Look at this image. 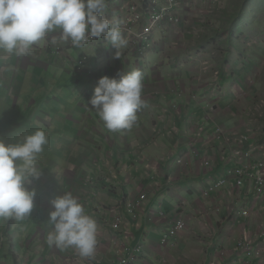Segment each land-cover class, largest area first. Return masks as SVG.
<instances>
[{
  "label": "crops",
  "instance_id": "crops-1",
  "mask_svg": "<svg viewBox=\"0 0 264 264\" xmlns=\"http://www.w3.org/2000/svg\"><path fill=\"white\" fill-rule=\"evenodd\" d=\"M125 1L132 0H106V18L119 22ZM197 5H186V18L191 20L189 7ZM53 35L58 32L34 46L30 56L0 53V92L12 88L14 104H28L29 134L53 131L52 144L37 157L42 174L30 185L36 192L30 216L0 221V264H120L126 245L142 246L133 264H264V199L257 198L251 182L237 187L231 176L238 164L252 167L264 159V138L249 135L240 149L252 155L240 162L235 145L210 135L218 126L228 135L247 133L238 125L244 113L236 104L235 75L216 79L209 69L192 68L193 50L183 43L190 35L166 24L154 32L147 54L126 44L120 58L110 42L76 48L70 42L52 44ZM132 69L143 74L146 106L131 129L110 132L91 109L90 98L99 78H118ZM38 88L45 90L40 96ZM203 124L206 132L196 139ZM218 179L226 185L203 197V187ZM64 192L96 220L91 258L46 243L53 227L51 201ZM141 193L147 199L135 216L125 201ZM177 215L185 219L186 230L162 245ZM117 218L120 227L113 228ZM244 234L251 238V254L237 250Z\"/></svg>",
  "mask_w": 264,
  "mask_h": 264
},
{
  "label": "clouds",
  "instance_id": "clouds-1",
  "mask_svg": "<svg viewBox=\"0 0 264 264\" xmlns=\"http://www.w3.org/2000/svg\"><path fill=\"white\" fill-rule=\"evenodd\" d=\"M105 7L106 0H0V53L30 56L34 46L58 32V36H52V44L70 42L79 48L99 44L85 45L90 39L103 37L117 49L116 57L120 58L119 49L129 43L119 22L106 18ZM151 48L152 40L146 52L139 49L147 54ZM142 90L139 69L118 73V78L105 75L99 78L89 103L108 131L131 129L137 113L146 106ZM46 144L43 129L26 135L22 142L6 144L0 140V217L19 220L30 216L36 192L28 186L42 174L37 157ZM51 205L54 210L49 213V222L53 227L46 243L61 250L73 248L82 258L93 257L96 220L71 192L53 199Z\"/></svg>",
  "mask_w": 264,
  "mask_h": 264
},
{
  "label": "rangeland",
  "instance_id": "rangeland-1",
  "mask_svg": "<svg viewBox=\"0 0 264 264\" xmlns=\"http://www.w3.org/2000/svg\"><path fill=\"white\" fill-rule=\"evenodd\" d=\"M180 1L183 5L180 15L184 16L182 26L172 28L190 35L191 39L187 35V39L183 43L188 48L191 46L193 50L192 60L195 64L192 65V68L197 64L198 71L202 68L203 70L209 69L208 72H215L216 79L221 78V74H224L226 78L235 75L232 84L236 89V95L232 94L235 95L236 104L244 113L238 122L239 128L247 130L249 135L254 134L258 139H263L264 0ZM187 4L189 6L198 4L189 7V11H191L189 14L192 15L191 20L186 18L188 15ZM170 32L174 33L175 31ZM207 50L209 53L205 52ZM198 55L202 56L198 57ZM181 59L185 60L184 57ZM156 63V59H154L152 64L156 66ZM226 82L231 84L228 80ZM7 83L10 85L13 81ZM218 88L217 85L216 89ZM20 89H22V96L27 95L21 85ZM2 90L4 91L0 92V140L6 144L14 143V141L22 142L23 138L29 135L28 124L30 122L24 115L25 107L28 108V104L23 106L14 104L16 100L13 98L12 88L5 86L2 87ZM42 91L45 90L38 88L37 95L40 96ZM25 101L27 102V100ZM7 102L8 104H6ZM37 106L40 107L39 104ZM45 133L47 144H52L53 131ZM30 134H32L31 131ZM59 134L60 132L57 131L58 138ZM28 187L30 190L32 189L30 185ZM3 219L0 217V221ZM18 238L19 235H17Z\"/></svg>",
  "mask_w": 264,
  "mask_h": 264
},
{
  "label": "built area",
  "instance_id": "built-area-1",
  "mask_svg": "<svg viewBox=\"0 0 264 264\" xmlns=\"http://www.w3.org/2000/svg\"><path fill=\"white\" fill-rule=\"evenodd\" d=\"M197 1V0H196ZM197 3V2H196ZM183 11V5L180 0H132L121 3L122 17L119 21L122 35L124 39L133 46H138L142 52H146L150 48L152 35L154 31L166 24L170 27H181L183 15L180 12ZM106 38L90 39L87 44L107 42ZM82 70V67L79 68ZM173 108H177L176 105ZM208 125V124H207ZM207 125L203 124L198 126V130L195 133L196 139H201L202 135L206 132ZM215 140H224L228 144L235 145L234 155L240 162H244L245 159H249L252 155V151L243 152V144L250 138L248 131L244 134L228 135L226 131L218 126L210 134ZM182 164V160L178 161ZM231 172V176L234 178V184L237 187H242L246 182H251L254 185L257 198L264 199V159L259 161L256 166H249L244 163L238 164ZM226 185V180L218 179L205 185L202 189L203 197H209L220 191ZM147 199L146 193H141L139 197L128 199L125 201V206L129 213L137 215L138 210L145 204ZM243 216L248 215L247 210L241 211ZM162 214V213H161ZM163 215V214H162ZM120 219L117 218L113 223V228L120 227ZM187 223L183 217L177 215L174 222L170 226L165 239L162 240V245H166L169 239H175L180 233L186 230ZM244 238L237 243V250L251 254L253 251L251 238L244 234ZM121 257L120 264H133L139 256L142 254V246L137 245L134 248H130L127 245L119 252ZM259 255V252L255 253ZM85 264H96L93 260L86 261Z\"/></svg>",
  "mask_w": 264,
  "mask_h": 264
}]
</instances>
